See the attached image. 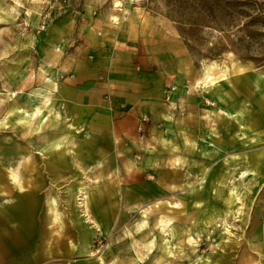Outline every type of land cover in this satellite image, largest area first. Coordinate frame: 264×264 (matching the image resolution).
Returning <instances> with one entry per match:
<instances>
[{"label": "rangeland", "instance_id": "obj_1", "mask_svg": "<svg viewBox=\"0 0 264 264\" xmlns=\"http://www.w3.org/2000/svg\"><path fill=\"white\" fill-rule=\"evenodd\" d=\"M122 15L128 21L125 30L133 37L167 45L168 58L161 68L167 71V95L174 100H166L171 101L168 117L155 123L156 131L141 136L152 157L149 165L142 166L138 158L129 168L128 175L137 177L136 183L126 185L133 202L121 201L114 229L100 232L90 243V255L102 257L106 251L108 259L76 260L264 264V0H0V187L9 191L0 198V240L4 239L0 264L63 263L50 259L53 254L38 243L20 245L26 241L30 245L32 234L44 235L36 231L47 223L57 225V219L85 222L83 202L96 189L84 184L78 168L49 169L55 157L46 149L44 137L47 133L56 137L62 126L49 129V121L39 134L28 135L25 114L44 107L35 90L47 82L49 63L66 50L46 46L52 29L60 27L63 33L88 17L101 18L102 25L118 24ZM256 75L259 92L252 88ZM76 135L68 147L73 162ZM175 156L181 163L169 165L167 160ZM23 159L34 161L33 167L23 170L21 181L30 183L37 194L36 213L28 234L14 237L18 223L5 207L27 187L16 188L5 174L6 168L16 171ZM116 186L104 185L103 190ZM229 188L235 192L229 216L223 213L202 231V220L227 209ZM161 216L170 219L163 230L157 223ZM144 219L145 228L138 229ZM52 250L61 258L66 249L61 244Z\"/></svg>", "mask_w": 264, "mask_h": 264}, {"label": "crops", "instance_id": "obj_2", "mask_svg": "<svg viewBox=\"0 0 264 264\" xmlns=\"http://www.w3.org/2000/svg\"><path fill=\"white\" fill-rule=\"evenodd\" d=\"M101 21L99 17H88L74 23L71 29L67 27L63 33L60 27L52 29L46 46L58 45L66 50L62 56L57 54L54 61L49 63L47 82L35 90V95L42 99L43 104L48 101L44 107L35 108L41 115L28 135L39 134L42 126L49 121L52 124L49 129L61 125L63 129L56 137L49 133L44 137L46 149L49 152L51 150L52 159L55 157L49 169L60 172L67 168H78L76 172L84 178V184L96 189L95 192H89V196L86 194V201L83 202L86 223L78 218L74 219V223L69 219L60 223L57 219V225L47 223L37 231L34 228L33 233L43 232L44 235L32 234L30 245L28 241L26 245H20L33 247L38 243L39 246L47 247L48 253L53 254L50 259H63L64 262L60 264H82L76 259H108L106 251H103L102 257L90 255V243L100 232L114 229L116 217L121 214V201L133 202L126 185L136 183L137 177L128 175L129 168L134 167L138 158L143 166L152 157V153L147 154L152 149L145 147L141 136L156 131L155 123L166 120L168 103L174 100L173 95H167V71L161 68L168 58L167 45H162L161 40L133 37L127 32L128 21L123 15L118 24L102 25ZM205 78L208 79L207 72ZM252 82L255 91H262L258 75L254 76ZM52 103L56 107L54 110L51 109ZM143 116L148 117L147 122H142ZM139 127L144 130L142 135ZM73 133L77 134L76 141L79 142L75 148V162L69 158L68 148ZM61 146L65 150L59 149ZM167 161L171 166L181 163L178 156ZM224 162L230 161L225 158ZM32 164L33 160L23 159L16 171L6 168L5 175L10 184L23 190L24 185L27 187V190L15 194L14 202L5 207L18 223L13 230L14 237L26 236L34 223L37 194L29 187L30 183L21 181L23 170L33 167ZM240 171L244 176L246 171ZM104 185L117 186L116 190L107 188L104 191ZM234 193L229 188L230 199L224 204L227 209L220 211V216H216L220 212L214 216L206 215L207 218L200 224L202 231L208 230L223 213L229 216ZM8 194L9 191L5 192L0 187V198ZM109 220L112 223L107 227L105 222ZM169 220L163 216L158 218L161 230L169 224ZM146 224L145 219L139 221L137 228L144 229ZM197 236L199 233L192 235L191 240ZM3 244L4 239H1L0 248ZM61 244L66 249L65 254L57 258L52 248ZM111 244L115 246L114 241ZM22 253L20 256L24 259L23 250ZM111 255V259H115L114 254ZM31 256L33 258V254ZM35 259H38L37 255ZM19 260L16 259L17 262Z\"/></svg>", "mask_w": 264, "mask_h": 264}, {"label": "bare ground", "instance_id": "obj_3", "mask_svg": "<svg viewBox=\"0 0 264 264\" xmlns=\"http://www.w3.org/2000/svg\"><path fill=\"white\" fill-rule=\"evenodd\" d=\"M121 4L120 2H116L115 6L119 7ZM208 79H210L209 81L212 82V84L215 82V80L213 79V77H210V73L207 75ZM48 101V100H47ZM46 101V102H47ZM46 102H44L43 105H47L45 104ZM39 109V107H38ZM41 109V108H40ZM42 110V109H41ZM41 115V112L37 109H33L30 113H26L25 116L29 119V129H28V132H31L33 130V128L35 127L36 125V122L37 120L39 119ZM54 116V115H53ZM35 133V132H34ZM30 135V134H29ZM51 152V150H50ZM49 152V153H50ZM63 152V151H62ZM86 207V206H85Z\"/></svg>", "mask_w": 264, "mask_h": 264}, {"label": "built area", "instance_id": "obj_4", "mask_svg": "<svg viewBox=\"0 0 264 264\" xmlns=\"http://www.w3.org/2000/svg\"><path fill=\"white\" fill-rule=\"evenodd\" d=\"M147 121H148V117L143 116V118H142V122H147ZM139 130H140V131H143V128H142V127H139Z\"/></svg>", "mask_w": 264, "mask_h": 264}]
</instances>
